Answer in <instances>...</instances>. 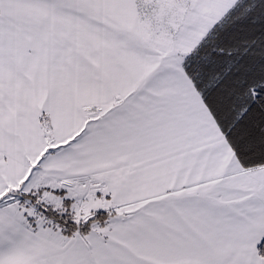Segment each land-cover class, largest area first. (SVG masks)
I'll return each instance as SVG.
<instances>
[{
	"label": "snow or ice",
	"instance_id": "6c2138e0",
	"mask_svg": "<svg viewBox=\"0 0 264 264\" xmlns=\"http://www.w3.org/2000/svg\"><path fill=\"white\" fill-rule=\"evenodd\" d=\"M0 264H264V0H0Z\"/></svg>",
	"mask_w": 264,
	"mask_h": 264
}]
</instances>
